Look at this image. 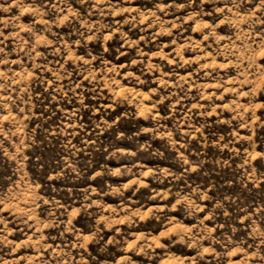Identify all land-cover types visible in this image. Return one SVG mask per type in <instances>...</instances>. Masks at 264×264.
Returning a JSON list of instances; mask_svg holds the SVG:
<instances>
[{"label": "rangeland", "instance_id": "rangeland-1", "mask_svg": "<svg viewBox=\"0 0 264 264\" xmlns=\"http://www.w3.org/2000/svg\"><path fill=\"white\" fill-rule=\"evenodd\" d=\"M0 264H264V0H0Z\"/></svg>", "mask_w": 264, "mask_h": 264}]
</instances>
